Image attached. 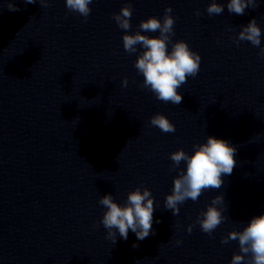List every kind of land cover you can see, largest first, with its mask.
Segmentation results:
<instances>
[{"label":"clouds","instance_id":"9594fccd","mask_svg":"<svg viewBox=\"0 0 264 264\" xmlns=\"http://www.w3.org/2000/svg\"><path fill=\"white\" fill-rule=\"evenodd\" d=\"M23 2L34 4L37 0ZM38 2L40 5H46L48 0ZM91 3L93 0H66V7L70 12H76L87 19L91 13L89 7ZM7 7L9 11L19 10L11 0H7ZM250 7H258L257 0H228L227 3L229 13L241 16ZM172 11L171 7H167L162 21L155 16L142 20L139 24L140 31L134 34H128L127 31L131 28L130 20L133 13L131 3L123 6L118 14L113 15V19L119 28L125 30L122 37L124 50L132 54L137 52V45L143 49L134 63L137 72L143 76L142 87L148 88L160 101L179 105L183 97L178 89L187 83L188 77H195L199 73L201 57L191 50L184 40L172 43L171 51H168L171 37L175 35L173 31L175 18L170 15ZM223 11L224 5L217 0H211L206 9L209 16L220 15ZM195 14L201 15L199 10ZM157 31L159 36L142 34ZM235 40L237 43L248 41L256 47L261 45V28L255 18L241 27ZM260 55L264 57V48L260 49ZM127 85L128 80L125 77L122 86ZM150 124L164 133L176 131L175 125L160 113L150 118ZM193 147L195 150L191 155L183 149L170 153L173 169L178 170V175L173 179V188L171 194L165 198L164 207L171 210L174 216L179 215V205L187 200L195 202L205 190L220 189L224 183L222 177L231 175L236 167L237 149L224 139L208 136L205 143ZM182 161L186 164V170L179 168ZM99 204L106 209L101 223L107 230L106 238L113 244L116 242L117 231L124 240H127L129 230L141 241L153 234L154 197L148 188L141 190L137 187L129 192L123 206L113 199L111 193L102 196ZM222 205H225L223 195L213 197L207 210L201 212L195 221L201 231L209 236L227 219L219 207ZM193 227V224L188 225L187 231L191 233ZM229 241H238L239 245V253L233 254L230 264H244L248 256L251 257L248 264H264V214L252 217L242 231L232 230L226 237L221 238L222 244ZM176 243L180 244L181 241L177 240ZM133 247L137 245L134 244Z\"/></svg>","mask_w":264,"mask_h":264}]
</instances>
